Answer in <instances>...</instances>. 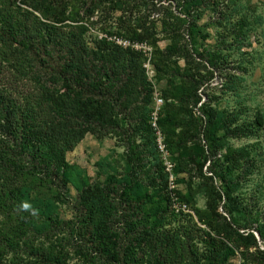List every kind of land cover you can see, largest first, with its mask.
Here are the masks:
<instances>
[{
    "label": "rangeland",
    "instance_id": "374dc122",
    "mask_svg": "<svg viewBox=\"0 0 264 264\" xmlns=\"http://www.w3.org/2000/svg\"><path fill=\"white\" fill-rule=\"evenodd\" d=\"M121 1L0 0V34L77 29L91 50L118 46L110 37L142 44L130 51L139 56L150 95L130 117L114 109L113 122L80 140L66 154L71 170L60 179L35 173L28 157L16 160V189L0 193L2 264H130L134 229L124 224L122 199L156 195L163 176L170 200L165 228L191 233L199 264L212 262L207 237L194 224L218 237L197 211L214 229L252 235L264 250L258 232L264 227V0H216L207 10L168 0L154 16L149 0ZM1 38L0 90L25 103L37 96L25 74L28 59ZM89 189L99 201L83 223L80 197ZM173 199L188 211H175ZM99 223L106 238L95 246L86 231ZM103 245H114L111 255ZM233 263H241L239 256Z\"/></svg>",
    "mask_w": 264,
    "mask_h": 264
},
{
    "label": "trees",
    "instance_id": "16d2710c",
    "mask_svg": "<svg viewBox=\"0 0 264 264\" xmlns=\"http://www.w3.org/2000/svg\"><path fill=\"white\" fill-rule=\"evenodd\" d=\"M149 1L153 16L159 13L163 3L168 2ZM191 1L202 5L205 10L216 6V0ZM111 2L114 7L117 6L116 2ZM7 30L0 34L1 40L7 44L6 47L14 48L13 52L28 59L25 74L34 82L37 96L20 104L10 93L0 90V193L10 188L16 189L21 178L16 160L23 156L30 159L35 173H42L40 175L44 178L52 180L60 179L71 170L66 154L80 140L94 133L98 127L113 122L114 109L128 118L131 111L136 110L137 104L140 101L143 104L146 99V105L150 96L144 88L139 56L130 49L106 45L91 50L77 29L36 28L28 31L23 28L21 33ZM137 38L142 40L143 35L138 34ZM9 64L12 65L11 62ZM141 120H145V115ZM256 124L260 126L262 119L256 118ZM241 133L237 129L234 135ZM218 176L222 180L225 178L221 173ZM164 177L161 178L162 188L156 195L144 191L134 199H122L120 210L126 208L128 218L124 224L134 229L131 241L135 249L134 258H128L126 262L183 264L187 261L189 264H199L191 233L184 228H165L170 200L165 192ZM160 195L163 196L162 200L158 198ZM98 201L99 196L94 190L83 192L80 197V205L85 211L83 223L88 219L91 221ZM196 214L198 221L207 225L218 237L194 224L195 232L199 235L205 233L203 236L207 237L206 246L212 264H234L238 256L240 264H264V250L258 247L252 235L247 238L238 234L231 236L226 229H214L199 211ZM103 227L105 224L99 223L94 231H86L95 246L104 244L101 243L106 238L103 237ZM258 232L260 240L264 242V227L263 231ZM103 246V252L111 255L114 245ZM137 252L138 257L135 256ZM115 254V258H118V254Z\"/></svg>",
    "mask_w": 264,
    "mask_h": 264
},
{
    "label": "built area",
    "instance_id": "2783aa9c",
    "mask_svg": "<svg viewBox=\"0 0 264 264\" xmlns=\"http://www.w3.org/2000/svg\"><path fill=\"white\" fill-rule=\"evenodd\" d=\"M108 40H110L111 42L115 43L116 45H118L119 47L123 48V49H131V50H142L145 49L144 46L142 44L133 42V41H127V40H122V39H118L116 37H110L108 38ZM161 150L162 147L160 146ZM172 208L177 211V212H187V206L181 203H177V201H175V199L172 200Z\"/></svg>",
    "mask_w": 264,
    "mask_h": 264
}]
</instances>
